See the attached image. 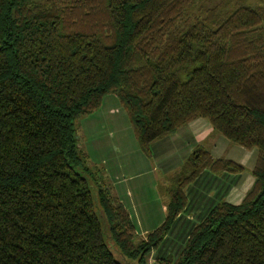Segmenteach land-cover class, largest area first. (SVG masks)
<instances>
[{
	"label": "trees",
	"instance_id": "16d2710c",
	"mask_svg": "<svg viewBox=\"0 0 264 264\" xmlns=\"http://www.w3.org/2000/svg\"><path fill=\"white\" fill-rule=\"evenodd\" d=\"M0 0V264H147L205 169L240 173L194 148L165 188L162 223L138 242L130 215L78 147L75 121L115 93L146 155L203 117L257 149L254 183L188 232L176 261L264 264V0ZM90 182L97 187L95 199ZM163 190V188H161Z\"/></svg>",
	"mask_w": 264,
	"mask_h": 264
},
{
	"label": "crops",
	"instance_id": "0c3cea01",
	"mask_svg": "<svg viewBox=\"0 0 264 264\" xmlns=\"http://www.w3.org/2000/svg\"><path fill=\"white\" fill-rule=\"evenodd\" d=\"M85 128H87V132H96L91 127H87V125L84 126ZM109 131L110 135H113L112 131ZM117 137L118 142L124 139ZM126 137L130 141L129 148L123 149L122 146H115L114 150L116 153L112 152L111 154L112 166L110 168L106 167L103 170L105 174L103 172L102 174L110 193L128 211L136 233V224L141 230L146 231L162 223L168 201V194L165 192V188L168 187L173 174L179 170L184 160L197 146H202L208 150L214 158L229 159L244 167V170L240 173L212 172L205 169L198 177L188 183L185 186L186 205L176 217L169 232L161 242L163 245L162 249H170L176 246L179 241L185 242L189 230L200 222L217 203L226 201L238 204L254 183L252 169L257 158V149H246L239 145L237 147L240 149L235 146L232 147V142L215 131L210 122L203 117L195 118L176 129L175 132L152 141L150 144L151 154L149 156L142 152L134 134ZM104 147L103 144L98 143L95 150L84 151L88 156V160L91 161V165L97 166L98 160H101L102 164L106 163L107 154ZM124 150L128 151L121 153ZM94 155L95 158H92L91 156ZM140 170H143L144 174L155 171V176L150 177V182L147 180L150 188L145 191V199L138 192L134 195V189H127L123 181L125 176L134 178L135 172ZM149 184H146V186ZM143 187L144 184L142 189ZM132 195L135 196L134 200ZM140 196L142 201L138 198ZM132 212L134 215H132ZM151 213L154 214L152 215ZM143 236H145V233ZM151 255V262L154 264V259L152 258L154 254Z\"/></svg>",
	"mask_w": 264,
	"mask_h": 264
},
{
	"label": "rangeland",
	"instance_id": "374dc122",
	"mask_svg": "<svg viewBox=\"0 0 264 264\" xmlns=\"http://www.w3.org/2000/svg\"><path fill=\"white\" fill-rule=\"evenodd\" d=\"M228 2L229 3V7L233 6L235 3H244V4H252V5H258L261 3H259L257 0H199L196 8L194 10V13L197 14L198 10L200 9L201 5H205V6H213L215 4H220V3H225ZM87 127H91V129L95 130L96 132H90V131H86L87 128L84 129V126ZM75 127H76V137H77V143H78V147L82 150V151H93L96 149L97 144L101 143L103 144L105 147V151L107 154V158L105 159L104 164H102L101 160H98L97 166L99 168V170H101V172L104 173V169L110 168L112 166L111 163V154L112 152L116 153L115 146H122L123 149H127L130 146V141L127 139V135L132 136L131 133L133 132L130 120L128 118V115L126 113L125 108L123 107V105L120 103L117 95L115 93H108L107 95H105L103 101H102V105L99 106L96 110H94L93 112L84 115L82 117H80L79 119H77L75 121ZM79 128V129H78ZM112 131L113 135H110V131ZM101 131V132H99ZM105 131V132H103ZM87 132V133H86ZM107 132H108V136H107ZM120 138H124L123 140L118 142V137ZM135 137V135H134ZM136 139V138H135ZM234 143H232V147L235 146L236 148L240 149L239 147H237L238 145H233ZM128 150H124L123 152H127ZM255 151V150H254ZM92 158H95L94 156H91ZM88 164H91V161L88 160ZM208 170V169H207ZM105 174V173H104ZM123 174V172H122ZM134 178L132 177H126L123 180L128 188H133V194L136 195L137 192L139 194L142 195V197L145 199L144 195H145V191L149 190L150 188V184L147 182V180L150 182V177H154L155 176V171L151 172V173H147L144 174L143 170H140L139 172H135L134 174ZM132 178V179H131ZM91 186V192H92V196L95 199L96 196V189L97 187L90 182ZM144 184V187L142 189V185ZM146 184H149L146 186ZM124 185V184H123ZM148 188V189H147ZM143 190V192H142ZM152 191V188H151ZM134 197L132 195V199L134 200ZM140 201H142L141 196L138 197ZM135 202V201H134ZM137 203V202H136ZM96 213L100 216V220L102 222V228H103V232H104V238L110 248V250L112 251V253L114 254V257L120 261L123 264H126L125 258L120 254V252L118 251V249L116 248V246L113 244V242L109 239L108 237V231H107V225H106V221L104 219V216L101 212V210L99 208L96 207ZM152 214V213H151ZM154 214V213H153ZM152 214V215H153ZM132 215L133 212H132ZM135 221V220H134ZM137 223V222H136ZM135 228V227H134ZM154 228H152L151 230H146L148 232L152 231ZM175 230V229H174ZM136 236H135V242L139 241L140 239H142L144 236V233L146 234L147 232L145 230H141V228H139L136 224ZM145 231V232H143ZM178 237V236H177ZM178 240H180V238H178ZM178 242V241H176ZM184 241H179L177 243L176 246L170 248V249H162L163 245L160 243L158 245L157 249H154L150 252L148 258H147V264H152L151 262V257L150 255H153V263L154 264H162L158 261V259L160 258H168V256L170 258H172L173 261H176L178 256H179V252L181 251L182 247L184 246ZM151 255V256H152Z\"/></svg>",
	"mask_w": 264,
	"mask_h": 264
}]
</instances>
